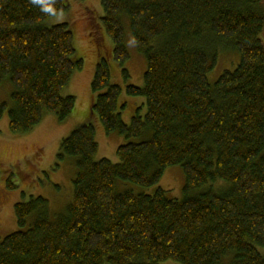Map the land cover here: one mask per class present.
<instances>
[{"label": "trees", "instance_id": "trees-1", "mask_svg": "<svg viewBox=\"0 0 264 264\" xmlns=\"http://www.w3.org/2000/svg\"><path fill=\"white\" fill-rule=\"evenodd\" d=\"M99 1L111 50H98L91 115L105 132L137 141L119 145L114 163L95 159L91 122L64 137L57 159L74 160L71 202L54 220L42 196L16 203L18 226L35 217L0 240V264H264V1ZM66 7L0 0V85L12 86L14 134L48 113L64 121L75 107L62 91L83 60L68 23L47 24ZM125 18L146 69L142 86L123 90L110 60L127 79ZM225 48L239 61L211 83ZM122 92L144 98L145 114L135 108L125 123ZM173 165L185 174L181 200L162 188L115 191L117 180L155 185ZM221 181L226 186L215 187Z\"/></svg>", "mask_w": 264, "mask_h": 264}, {"label": "rangeland", "instance_id": "rangeland-1", "mask_svg": "<svg viewBox=\"0 0 264 264\" xmlns=\"http://www.w3.org/2000/svg\"><path fill=\"white\" fill-rule=\"evenodd\" d=\"M264 1V0H263ZM66 10L48 21V25L68 23L75 44V56L83 60V66L75 70L69 84L63 89L64 96L71 95L76 99L75 107L64 121H59L53 113L45 115L43 120L30 132L14 134L8 124V109L11 105L12 86L8 80L0 85V106L7 103V108L0 116V240L5 236L23 229H29L35 214L27 218L23 227L18 226L14 206L26 202L31 197L42 196L48 202V214L51 220L62 214L72 199V180L76 173L73 158L67 157L58 161L57 154L61 140L81 125L91 122L95 128V139L98 144L96 160L106 158L118 162L116 150L119 145L136 138L126 139L118 132L107 133L98 119L91 115L93 79L98 50L110 52V41L102 25L103 10L99 0H66ZM124 44L129 59L123 64L128 71V78L121 76L120 67L110 60L112 82L118 83L124 90L127 84L143 85L146 59L136 47L127 18L122 19ZM109 41V42H108ZM104 47V48H103ZM238 54L229 49L219 52L215 66L208 73L213 83L225 69H233L238 63ZM126 104L121 109V117L129 123L135 108L139 113L146 112L144 98L127 96L122 92L120 101ZM218 183L226 186L224 181ZM185 174L178 165L166 168L160 180L152 186L145 187L128 181H116V192L131 190L135 193H153L157 188L167 190L176 199L184 198ZM220 186V187H221ZM207 190L206 186L199 191ZM199 192L198 190H196ZM196 191L194 193H196ZM219 192V191H218ZM262 249V248H261ZM260 251L264 254V250ZM264 249V248H263ZM168 264H177L169 262Z\"/></svg>", "mask_w": 264, "mask_h": 264}]
</instances>
